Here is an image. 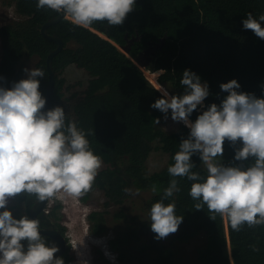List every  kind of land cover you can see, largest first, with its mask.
Segmentation results:
<instances>
[{"label":"trees","instance_id":"obj_1","mask_svg":"<svg viewBox=\"0 0 264 264\" xmlns=\"http://www.w3.org/2000/svg\"><path fill=\"white\" fill-rule=\"evenodd\" d=\"M13 1L15 10L24 18L0 26V76L4 77L0 84L11 87L12 82L22 79L24 58L35 55V68L45 72V78H39L40 91L45 96L48 81L46 56L56 44L42 35L40 27L59 13L47 8L38 10L37 0ZM249 12L256 18L264 14V0H136L135 9L122 26H110L104 21L84 29L62 18L48 27V33L59 35L64 46L52 60L55 85L46 110L64 107L66 120L77 121L79 128L91 133L87 136L90 147L103 160L92 190L82 197L87 201L98 190L105 199L104 210H93L87 215L92 234L99 236L107 231L106 208L124 202L129 196L124 192L125 188L151 190L154 184L158 187L159 191L152 192L145 202L149 213L151 205L161 198L163 189L172 179L167 168L174 163L172 157L179 150L181 138H186L189 132L183 124L168 132L155 123V118H162L163 114L150 105L161 97V93L133 59L150 42L157 43L164 38L148 68L151 71L161 69L163 72L157 77L159 83L174 94L175 91L176 95L183 94L180 79L183 71L190 69L209 85L210 95L204 101L205 106L219 104L226 95L219 85L232 79L239 82L242 91L259 97L264 94L261 88L264 85V40L251 30L243 29L242 20ZM94 30L103 32L107 38ZM135 35L139 39L131 45V57L114 44H125L126 38ZM70 64L86 73L85 85L81 81L76 88L66 84L63 74ZM80 85L84 87L80 88ZM69 91L70 99H74L72 113L64 103ZM199 113L198 107L190 119L194 121ZM155 149L165 152L168 162L164 168L148 173L146 162ZM233 156L234 152L226 142L221 162H233ZM192 160L196 165L193 171L206 176L199 157L194 155ZM177 180L181 191L165 204L174 200L176 214L184 217L175 237L177 240H187L199 232L205 234L206 243L196 252L200 264H264V225L255 228L245 225L236 232L231 230L226 218L225 227L224 218L216 215L212 220L210 216L213 214L206 206L196 210L199 201L188 195L192 181L179 177ZM35 198L24 194L16 200L24 205L28 215ZM58 206L48 209L47 213L41 211L38 218L41 227L53 223L65 233V227L52 220L57 216ZM9 208L13 211L14 206ZM122 214H114V219L125 217ZM13 215L21 216L15 212ZM129 219L134 217L127 218V221ZM42 236L49 246L54 245L49 236ZM139 240L137 228L126 223L123 230L109 240V246L122 262L137 259L136 264H176L171 251L162 239H155L152 231L145 245L131 246L132 242ZM252 245L259 251L253 252ZM149 251L153 256L144 261L143 254ZM60 258L68 264L72 260L69 249Z\"/></svg>","mask_w":264,"mask_h":264},{"label":"clouds","instance_id":"obj_2","mask_svg":"<svg viewBox=\"0 0 264 264\" xmlns=\"http://www.w3.org/2000/svg\"><path fill=\"white\" fill-rule=\"evenodd\" d=\"M36 7L63 14L73 25L90 29L95 22L104 21L122 26L136 0H37ZM242 26L264 40V14L256 18L247 13ZM24 72L26 78L12 82L11 87L0 84V264H64L63 258L55 256L59 248L49 246L41 235L40 219H30L27 214L15 217L9 202L24 194L39 202L78 200L92 190L103 160L90 147L87 136L91 133L79 128L77 121L66 120L64 107L45 110L47 101L39 79L45 78L44 70L25 68ZM180 84L181 95L158 85L161 97L150 105L165 121L170 112L173 122L189 129L172 157L174 163L167 168L172 179L149 210L155 239L175 234L183 222L174 200L165 204L181 191L177 177L192 181L188 195L199 201L196 210L207 207L212 220L216 215L226 217L236 232L245 225H264V94L258 97L242 91L232 79L219 85L226 93L220 103L205 106L210 95L206 81L185 69ZM261 88L264 93V85ZM198 107L200 113L193 121L190 117ZM160 122L161 118H155L157 125ZM226 142L234 152L233 162L228 164L221 162ZM194 155L206 176L193 171ZM151 191L159 189L154 184ZM124 192L139 195V189L133 193L125 188Z\"/></svg>","mask_w":264,"mask_h":264},{"label":"rangeland","instance_id":"obj_3","mask_svg":"<svg viewBox=\"0 0 264 264\" xmlns=\"http://www.w3.org/2000/svg\"><path fill=\"white\" fill-rule=\"evenodd\" d=\"M23 18L24 17L15 10L13 0H0V26L5 23L21 20ZM152 45L154 47L156 46L155 43ZM36 62L37 56L32 55L30 57H25L22 65L24 69H31L35 68ZM149 66L150 65L142 68L143 73L144 69L150 70L148 68ZM63 75L66 78V84L73 85L74 88L78 87V81H81L83 85L86 84V73L73 64H70L65 68ZM22 78H26L25 72ZM79 87L83 88L84 86L80 85ZM168 91L170 94H174L170 90ZM69 93H71V91L66 92L64 103L67 110L72 113L74 99H70ZM176 94L177 92L175 91V95ZM180 124L182 123H175L171 120L169 112V119L165 121L162 116L159 126L163 130L169 132L176 130ZM156 144L157 143L155 142L154 145ZM167 162L168 155L165 152L160 149L153 150L146 162L148 173L164 168L167 165ZM131 190L133 193L136 191V189ZM151 195L152 191L150 189L139 190V195L129 194L121 205L110 204V206L106 208L109 226L107 231L99 236L90 232V223L87 218L88 213L93 210H104L105 206L103 204L105 199L98 190H95L87 201H83L82 198L77 200L70 197L63 200L56 199L48 201L46 207L47 210L59 205L56 211L57 216L52 220L57 223H61L66 229L65 234L68 240L69 253L72 256V260L68 264H136L138 262L137 259L126 262L120 261L117 257V253L110 248L109 240L116 237V235L123 230L126 223H132V225L135 226L139 232L140 240L137 243L132 242L131 246L138 248L147 243L148 238L151 236V228L149 213L147 207L145 206V202ZM12 205L14 206L13 214L14 212L19 215L26 214L24 207H22L21 203L17 202L16 198L10 200L9 206ZM118 212H122L123 216L125 214V217L114 219V214H117ZM130 217H134V219H129L127 221V218ZM224 224L226 227V217H224ZM177 233L178 231L175 234L169 235L166 239H162V242L166 245L168 250L171 251L172 258L175 260L176 264H200L196 252L197 248H201L205 245V234L203 232H199L189 239L181 241L175 238ZM227 247L230 253L229 242ZM152 256L153 253L149 251L143 254V259L144 261H149Z\"/></svg>","mask_w":264,"mask_h":264},{"label":"water","instance_id":"obj_4","mask_svg":"<svg viewBox=\"0 0 264 264\" xmlns=\"http://www.w3.org/2000/svg\"><path fill=\"white\" fill-rule=\"evenodd\" d=\"M64 18L63 14H58L54 17H51L47 19L40 27V32L42 35L47 38L50 41L55 42L56 46L49 51V53L46 56V70L48 74V81H47V89L45 93V98H46V106L45 110L49 105L51 96L54 91V85H55V71L52 66V60L53 57L63 48L64 46V41L63 39L57 35L56 33H48L47 29L50 25L57 23L59 20ZM95 32H98L97 30ZM104 38H107L106 35L103 32L98 33ZM139 36L135 35L130 38H126V43L125 44H116L114 43L123 53L126 55L130 56V48L132 43L135 40H138ZM112 42V41H111ZM155 42H150L139 54L135 59H133L134 63L142 69L143 67H146L150 64L153 56L156 54L157 49L161 47V45L164 43V38L160 41L155 43L156 46L154 47L152 44ZM157 74H161L163 71L161 69L155 70ZM48 202H39L36 200V198L33 200L32 205L29 209L28 216L30 219H35L38 218V215L41 211L45 210L47 207ZM41 235H47L49 236L52 241L54 242V245L59 248V251L55 254L56 257H60L67 248V243L64 235L60 232L59 229L55 227L53 223L41 227Z\"/></svg>","mask_w":264,"mask_h":264},{"label":"bare ground","instance_id":"obj_5","mask_svg":"<svg viewBox=\"0 0 264 264\" xmlns=\"http://www.w3.org/2000/svg\"><path fill=\"white\" fill-rule=\"evenodd\" d=\"M96 31V30H94ZM98 33H100L98 31ZM131 57V56H129ZM144 74L146 75V77L148 78V80L155 86V87H158V85H162L161 83H159L158 79H157V72L155 71H151V70H146L144 69ZM163 86V85H162Z\"/></svg>","mask_w":264,"mask_h":264},{"label":"flooded vegetation","instance_id":"obj_6","mask_svg":"<svg viewBox=\"0 0 264 264\" xmlns=\"http://www.w3.org/2000/svg\"><path fill=\"white\" fill-rule=\"evenodd\" d=\"M45 212L47 213L48 212V210L46 209L45 210ZM51 224V223H50ZM49 225V224H48ZM56 227V226H55ZM57 228V227H56ZM58 229V228H57ZM60 230V229H59ZM60 232H61V230H60ZM62 233V232H61ZM63 235H64V237H65V239H66V243H67V248H66V250L67 249H69V246H68V240H67V237H66V234L65 233H62ZM53 244H54V242H53Z\"/></svg>","mask_w":264,"mask_h":264}]
</instances>
